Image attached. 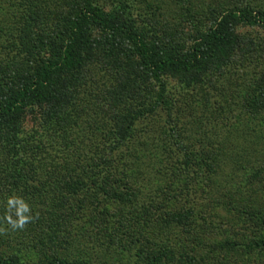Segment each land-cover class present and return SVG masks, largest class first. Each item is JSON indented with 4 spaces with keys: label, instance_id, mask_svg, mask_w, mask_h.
<instances>
[{
    "label": "trees",
    "instance_id": "trees-1",
    "mask_svg": "<svg viewBox=\"0 0 264 264\" xmlns=\"http://www.w3.org/2000/svg\"><path fill=\"white\" fill-rule=\"evenodd\" d=\"M125 1L0 0V264H264V0Z\"/></svg>",
    "mask_w": 264,
    "mask_h": 264
},
{
    "label": "rangeland",
    "instance_id": "rangeland-1",
    "mask_svg": "<svg viewBox=\"0 0 264 264\" xmlns=\"http://www.w3.org/2000/svg\"><path fill=\"white\" fill-rule=\"evenodd\" d=\"M123 1V0H122ZM180 0H126L124 4L129 8V14L135 19L138 25H144L153 27L154 29L163 30L164 27H169L173 29L178 27L181 22L182 18H186L185 12L183 11V4L179 2ZM3 6V5H2ZM5 9L4 12L1 14L0 12V28L2 27L3 21L5 22L6 15L8 14L7 8L3 6ZM185 8L186 5H185ZM8 16V15H7ZM241 33H248L250 38L253 37L255 40H264V32L258 28L255 29H245L240 30ZM252 38V39H253ZM256 52H254V55ZM12 56L13 54L9 50H1L0 49V68L5 70L7 67L12 66ZM231 73L239 74L236 69H233ZM1 76V75H0ZM238 76L229 75V77L223 78L226 82H234V79ZM90 80V79H88ZM87 80V85H90V82ZM227 84H223V86H227ZM169 88H173L175 91L177 90V83L173 80L168 84ZM219 89L221 90L222 87L218 83ZM91 87V86H90ZM242 97V93H239V97ZM198 115H200L198 113ZM226 122V121H224ZM219 126L220 121L218 122ZM230 222V219H229ZM231 223V222H230Z\"/></svg>",
    "mask_w": 264,
    "mask_h": 264
}]
</instances>
